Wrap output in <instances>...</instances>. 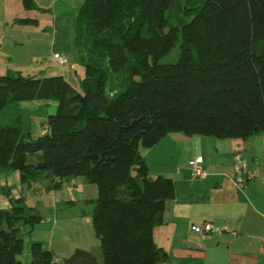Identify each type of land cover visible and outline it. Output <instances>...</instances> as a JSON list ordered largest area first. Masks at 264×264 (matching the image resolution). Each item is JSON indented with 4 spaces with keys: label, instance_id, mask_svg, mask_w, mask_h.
<instances>
[{
    "label": "trees",
    "instance_id": "trees-1",
    "mask_svg": "<svg viewBox=\"0 0 264 264\" xmlns=\"http://www.w3.org/2000/svg\"><path fill=\"white\" fill-rule=\"evenodd\" d=\"M24 1L28 9L35 6ZM174 5L85 0L74 40L86 64L82 93L63 76H0V172L18 171L29 186L49 180V191L77 177L97 186L93 228L105 264L166 259L153 233L175 186L170 178L151 176L141 148H152L171 132L217 139L264 132V0H205L185 7L191 43L183 44L175 63H162L182 38L169 21ZM204 29L214 41L210 57L195 43L194 31ZM97 59L127 75L116 96L97 78ZM31 100L58 102L57 112L46 117L48 133L37 139L26 126L1 122L2 112ZM43 220L22 201L0 210V264H23V229ZM30 249L31 264L55 263L41 242Z\"/></svg>",
    "mask_w": 264,
    "mask_h": 264
},
{
    "label": "crops",
    "instance_id": "crops-1",
    "mask_svg": "<svg viewBox=\"0 0 264 264\" xmlns=\"http://www.w3.org/2000/svg\"><path fill=\"white\" fill-rule=\"evenodd\" d=\"M79 1L82 3L78 4ZM47 2L49 4L40 7L34 2L35 6L28 9L24 0H0V6H4L7 28L19 25L23 30L36 32L39 28L50 29L54 33L50 48L68 59V55L77 51L74 46L75 28L85 2ZM49 5L48 10L40 13L44 10L41 7ZM25 19L35 22H20ZM57 66L63 68L58 63ZM64 72L58 73L69 82ZM19 108L28 112L29 118L26 123L14 119L11 124L26 126L31 137L37 139L48 133L46 117L57 112L58 102L23 101ZM140 151L149 165L151 176L170 178L175 186V196L166 204L163 222L155 227L153 233L156 246L166 254V259L159 264H264V132L235 139L168 133L152 148H141ZM197 157H203L205 161L207 176L203 179H196L190 166V161ZM32 161L36 163L37 159L32 158ZM43 181L46 180L40 182ZM37 184L29 186L23 183L18 171L2 170L0 210H11L14 202L22 201L40 215L45 209L52 212V216H48L50 222L40 224L51 225L48 230L45 227L43 230L45 235L51 231L53 239L47 246L43 240L32 241L27 264H31L33 242H41L53 254L54 264H63L62 257L69 258L72 250L50 241L63 240L61 220L67 222L65 214L78 204L92 205L98 198V188L84 177H77L64 183L59 190L43 195L36 190ZM41 216L46 219V216ZM207 222L216 228L208 237L192 231V226ZM38 225L30 231L28 227L23 229V251L26 238L33 235ZM89 253L97 258L98 264H105L101 252ZM20 256L18 259L22 262Z\"/></svg>",
    "mask_w": 264,
    "mask_h": 264
},
{
    "label": "rangeland",
    "instance_id": "rangeland-1",
    "mask_svg": "<svg viewBox=\"0 0 264 264\" xmlns=\"http://www.w3.org/2000/svg\"><path fill=\"white\" fill-rule=\"evenodd\" d=\"M33 1L37 7L49 4L47 0ZM204 1L205 0H175V5L171 12H169V21L172 28L175 29L182 38L176 45L169 49L162 58V63H175L180 56V49L183 44L191 43L188 38H185L189 35L186 30L187 25H189L191 21V17L188 14H184L183 10L187 6H200ZM83 2H85V0H83ZM81 3L82 1L78 2V4ZM3 7V5L0 6V76H4L9 71H13L20 72L25 77L43 78L60 76L58 72H63V70H65L64 73L68 75L69 82L73 88H76L79 93H82V82L86 78V64L81 56L80 50L75 46L77 51H73L68 55L69 65L64 66L62 69L59 68L53 58L54 51L50 48L51 37L54 36V33L50 29L45 31L46 28H39L37 32L23 30L22 26L19 25H10V27L7 28ZM41 8H44V10L40 11V13L48 10L50 5ZM197 31H194L195 36L199 35L198 39L197 36L195 37V43L207 50L208 57L212 56L214 51L213 39L209 36H204L207 29H204L203 34H200V32L197 33ZM94 64L95 70L101 72L97 75V78L101 79L100 77H102L104 80L106 93L116 96L121 89L124 88V84L128 79L127 75H125L123 71L109 69L102 59H97ZM47 69L52 71L48 72L46 71ZM28 118L29 113L21 111L19 105H17L15 108L12 107L2 112L1 122L11 124V121L15 119L20 120L22 123H26ZM48 184L49 180L40 182L37 184L36 190L43 193V195H48L47 193L50 192L48 190ZM31 193L37 197L33 191H31ZM41 215L46 216L45 218L47 219L49 215L52 216V212L49 213L48 209H45L44 213ZM65 216L68 218L67 222L65 223V221L61 220L64 235L63 240L60 242L57 240L50 242L56 246H62L63 249L69 248L72 250L70 256L77 250H89L90 252L99 251L100 254L101 246L93 228V206L78 204L76 207L70 209ZM43 227H45V230H48L51 225L48 223L45 225L39 224L33 235L26 238L25 249L20 256L23 264H27L30 260L29 247L32 241L43 240L45 242L44 245L47 246L48 241L53 239L50 233L51 231L45 235ZM64 259H67V257H62V260Z\"/></svg>",
    "mask_w": 264,
    "mask_h": 264
},
{
    "label": "built area",
    "instance_id": "built-area-1",
    "mask_svg": "<svg viewBox=\"0 0 264 264\" xmlns=\"http://www.w3.org/2000/svg\"><path fill=\"white\" fill-rule=\"evenodd\" d=\"M54 59L57 61L59 66L64 67V66L69 65L67 56L62 54V53L55 52L54 53ZM190 166L194 172V176L196 179H203L207 176V170L205 167V161H204L203 157H197V158L191 160ZM50 220H51L50 218L44 219L43 222H50ZM192 231L200 234L202 237L205 238V237H208L209 235H211L213 232H215L216 228L214 227L213 223L207 222V223H204L202 225L192 226Z\"/></svg>",
    "mask_w": 264,
    "mask_h": 264
},
{
    "label": "water",
    "instance_id": "water-1",
    "mask_svg": "<svg viewBox=\"0 0 264 264\" xmlns=\"http://www.w3.org/2000/svg\"><path fill=\"white\" fill-rule=\"evenodd\" d=\"M80 261V262H79ZM64 264H98L97 258L89 252L77 250L72 256L63 260Z\"/></svg>",
    "mask_w": 264,
    "mask_h": 264
}]
</instances>
